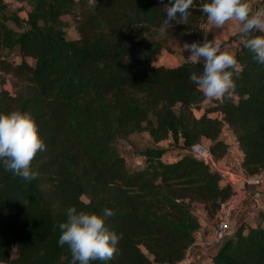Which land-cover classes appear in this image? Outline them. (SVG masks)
Returning <instances> with one entry per match:
<instances>
[{"label": "trees", "instance_id": "trees-1", "mask_svg": "<svg viewBox=\"0 0 264 264\" xmlns=\"http://www.w3.org/2000/svg\"><path fill=\"white\" fill-rule=\"evenodd\" d=\"M21 1L10 12L0 0V113H29L45 150L30 182L0 161V264H73L59 243L69 207L114 212L105 225L122 235L118 251L90 264L181 262L203 227L215 229L233 192L191 145L208 143L222 164L233 139L242 172L264 170V64L239 40L235 90L210 101L190 80L202 61L158 63L171 39L214 43L201 10L207 0H194L187 24L165 23L161 0ZM71 21L77 38L67 37ZM143 133L151 144L139 148L133 136ZM254 210L206 264H264V204Z\"/></svg>", "mask_w": 264, "mask_h": 264}, {"label": "clouds", "instance_id": "clouds-1", "mask_svg": "<svg viewBox=\"0 0 264 264\" xmlns=\"http://www.w3.org/2000/svg\"><path fill=\"white\" fill-rule=\"evenodd\" d=\"M161 3L166 14L165 23L179 18V23L187 24L194 0H169L168 3L161 0ZM201 10L217 30L234 23L236 35L244 46L254 54L257 62L264 64V9H254L250 0H207ZM183 48L190 53L188 57L193 64L203 62L202 72H193L190 80L207 99L225 98L235 90L234 74L238 76L242 70L235 54L223 51L219 43L209 42L206 36L204 43H185ZM43 150L45 143L29 113H0V161L6 171L25 182L35 180L38 173L32 170L31 163ZM113 215L111 209H105L103 216L78 211L75 207L67 209V220L58 225L59 243L68 246L73 264L114 259L122 235L105 225V218Z\"/></svg>", "mask_w": 264, "mask_h": 264}, {"label": "built area", "instance_id": "built-area-1", "mask_svg": "<svg viewBox=\"0 0 264 264\" xmlns=\"http://www.w3.org/2000/svg\"><path fill=\"white\" fill-rule=\"evenodd\" d=\"M263 2L264 0H257ZM188 152L194 157L204 160L213 169L218 171L222 178L230 184L233 192L221 202L216 215V227L213 230L210 244L214 246V252L223 239L232 231V216L235 209L243 202L248 195L249 188H259L264 185V170L254 175H246L242 172L240 163L243 153L236 142H232L230 155L234 153V159H229L227 163H217L206 142H197L191 145ZM232 157V156H231ZM191 250L187 251L184 259L177 264H194Z\"/></svg>", "mask_w": 264, "mask_h": 264}, {"label": "rangeland", "instance_id": "rangeland-1", "mask_svg": "<svg viewBox=\"0 0 264 264\" xmlns=\"http://www.w3.org/2000/svg\"><path fill=\"white\" fill-rule=\"evenodd\" d=\"M5 1L8 4V8H9L10 12L15 11L22 4L21 0H5ZM250 3L253 5L254 9L257 6L260 9H264V4H260L261 2H259L257 0H250ZM21 13L23 15H25L24 12H21ZM65 18L67 20H69V21L72 19L71 16H65ZM205 26L209 30H211L214 27V26L210 25L208 23V21L206 22ZM13 27H15V26L13 25ZM213 29H215L217 34L220 36L219 40L217 42H220L219 44L221 45V49L223 51H228L230 53H234L235 50L238 47V40L240 39L239 37L237 38L238 35H236V26H235V24L234 23H229V25L225 26L224 30L223 29L217 30L216 28H213ZM67 32H68L67 33V37L68 38H77L78 37V33H77V31L75 29V26H74L72 21H71L70 26L68 27V31ZM214 35H215V33H214ZM183 45L184 44H181L178 41H176V39H171L170 42H169V47L171 48V51L164 50L161 53V55L159 56V58H158V63H163V64L168 65V66H173V65L178 64L182 60L189 59L188 55H190V53L188 51L184 50ZM196 113L198 114V112H196ZM133 141L135 142L136 146L139 147V148H144V147H146V146L151 144L150 138H149V136L146 133H143L141 135H134L133 136ZM230 142L232 143L233 139H230ZM161 145L167 147L168 146V142L167 141L161 142ZM122 147H123L124 151L125 150H128L130 152L133 151V150H130L129 147H127L126 143H124V142L122 143ZM125 152L128 153L127 151H125ZM128 156L130 157L131 163L134 162L136 159H138V158H136V156H134L131 153H129ZM169 156L171 158H173V154H170ZM231 156L229 158L230 159H234V157H235L234 153H232ZM250 205H251V200H250V198L246 197L243 200V202L238 206L239 208L241 207V209H240L238 215H236V223L232 224L233 225V229L242 220L241 218H243V214H245L247 212L249 213V215L244 217V220L252 221L253 215H251V213H252L251 211L252 210L249 209ZM234 221H235V217H234ZM210 230L213 231L214 230V226L210 227L209 231ZM197 255H198V252H197ZM200 257H201V255H200Z\"/></svg>", "mask_w": 264, "mask_h": 264}, {"label": "crops", "instance_id": "crops-1", "mask_svg": "<svg viewBox=\"0 0 264 264\" xmlns=\"http://www.w3.org/2000/svg\"><path fill=\"white\" fill-rule=\"evenodd\" d=\"M227 25H229V24H227ZM213 28H215V27H213ZM213 28L211 30L215 33L214 43H220V42H217L219 40L220 36L217 34L216 30ZM224 28H223V30H224ZM239 40H241V39H239ZM239 40H238V42H239ZM7 88H10L9 85L7 86ZM207 102L208 101H206L205 103H207ZM196 112H198V114ZM202 113H203V109H198L195 111V114L197 116H200ZM211 115L215 116L216 113H211ZM227 161L228 160H224L223 163H227ZM247 191H248L247 197L250 198V200H251V205H250L249 209L252 210L251 212H255L256 210H254V209H256V207H260L264 204V185L262 187H259V188H249ZM240 209H241V207L240 208L237 207L233 213L232 222L234 224L236 223V215H238ZM251 214H253V213H251ZM247 215H249L248 212L243 214V218H241V219H244V217H246ZM234 217H235V221H234ZM205 224L206 223L204 222V225ZM210 227L211 226L203 227L201 229V231L196 234V240L194 243V247L191 249V254H192L194 261H195L194 264H206L210 259V255L214 252V246L210 244L212 233H213V231H211V230L209 231ZM197 252H198V255H197ZM199 254L201 255V257Z\"/></svg>", "mask_w": 264, "mask_h": 264}]
</instances>
